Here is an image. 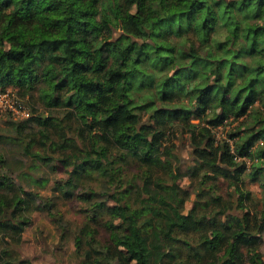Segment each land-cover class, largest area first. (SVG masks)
Listing matches in <instances>:
<instances>
[{
    "label": "trees",
    "instance_id": "trees-1",
    "mask_svg": "<svg viewBox=\"0 0 264 264\" xmlns=\"http://www.w3.org/2000/svg\"><path fill=\"white\" fill-rule=\"evenodd\" d=\"M8 89L21 99L37 90L78 129L33 109L26 120L1 116L12 134L0 145L35 160L23 170L0 151V237L19 245L35 211L64 230L53 199L78 196L88 222L110 218L114 244L103 250L88 223L81 229L100 264H262L264 0H0ZM36 142L51 158L32 151ZM54 161L71 170L47 197L31 187L47 185L34 174ZM130 162L144 169L141 185L124 176ZM184 177L198 185L188 210ZM0 264L32 263L5 245Z\"/></svg>",
    "mask_w": 264,
    "mask_h": 264
},
{
    "label": "rangeland",
    "instance_id": "rangeland-1",
    "mask_svg": "<svg viewBox=\"0 0 264 264\" xmlns=\"http://www.w3.org/2000/svg\"><path fill=\"white\" fill-rule=\"evenodd\" d=\"M39 94L40 92L33 90V92L23 99L26 101L28 107L34 110V115H42L43 118H47L50 115L57 118V120H64V123H62L64 130L67 132V129L71 126L73 133L76 134L78 129L77 122L69 123L68 118H65L64 112L59 108L48 110L45 101L39 97ZM2 119L0 117V133L3 135H11V130L3 124ZM234 126L235 124L233 123L226 124L224 127L217 128L215 133L217 137L224 138L225 130H230ZM69 135H72V133ZM52 139L54 141L59 140L56 131H52ZM173 142L177 145V152L183 158V162H186L190 151L187 140L179 136ZM34 146L32 149L33 152H38L41 156H49L51 158V155H47L50 154L49 151H46L47 147L43 150L37 142ZM0 151L4 153L10 163L22 160L24 162L23 170L26 169L31 161L35 160L32 157L28 159L22 158L19 154L21 150L13 145H0ZM51 154L53 158L59 159V155ZM53 165V169L41 165L40 173L34 174V176H43L46 178L48 180L47 185L45 187H31L35 192L47 197L57 196L51 191L52 186L56 180L66 178L71 170L70 167H65L64 164L58 161H54ZM143 171L144 169L134 162H130L123 170L124 176L128 180L129 178L135 180L140 178V185ZM180 184L190 192V199L186 203V210H188L192 207L196 198L195 191L198 185L194 182L191 183L188 177H184ZM94 185L97 187L95 183ZM245 188L251 191L252 195L257 199H260L261 191L256 183L246 182ZM229 191L227 185L224 184L221 185L219 194L226 198ZM53 200L57 201V208L64 220V230H61L56 225L46 211H35L32 213L31 223L25 228L22 234L21 243L15 245L8 240V237L5 239L0 237V248L5 245L10 246L20 258H28L32 264H100L98 263V253L95 250H103L108 245L114 244V238L110 236L109 231L106 229V224L110 221V218L105 215L96 222H88L89 213L87 212V207L78 196L70 200L55 198ZM87 223L95 231L94 237L96 242L94 244H97L95 250L91 249L87 237H83L81 234V229ZM76 238L81 242L79 245L80 248L75 244ZM7 240L8 244H5L4 242ZM229 248H231V244ZM257 251L261 255L262 264H264V234L260 237Z\"/></svg>",
    "mask_w": 264,
    "mask_h": 264
},
{
    "label": "built area",
    "instance_id": "built-area-1",
    "mask_svg": "<svg viewBox=\"0 0 264 264\" xmlns=\"http://www.w3.org/2000/svg\"><path fill=\"white\" fill-rule=\"evenodd\" d=\"M3 115H11L15 120H26L30 118L31 110L26 101L8 89L0 93V117Z\"/></svg>",
    "mask_w": 264,
    "mask_h": 264
}]
</instances>
